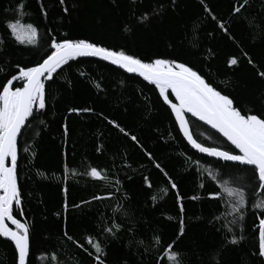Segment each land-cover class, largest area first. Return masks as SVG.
<instances>
[{
	"label": "trees",
	"instance_id": "trees-1",
	"mask_svg": "<svg viewBox=\"0 0 264 264\" xmlns=\"http://www.w3.org/2000/svg\"><path fill=\"white\" fill-rule=\"evenodd\" d=\"M21 2L25 13L21 22L39 27L41 45H46L49 35L57 40L87 38L124 48L145 62L156 58L188 62L216 83L229 81L226 91L251 114L264 113V79L258 76L264 70V0H248L241 14L232 9L243 0H176L174 6L170 0H65L67 14L59 0H0V38L5 41L0 45V84L18 74L17 65L36 66L51 51L47 46L20 45L8 34L5 24L17 18ZM161 4L164 12L154 16ZM142 13L152 19L138 23ZM220 22L229 27L235 42L217 27ZM242 51L256 66L244 60L239 67H228V59ZM69 65L54 76L55 83H46L48 106L43 113H34L19 142L23 212L18 218L30 225L35 264H96L88 236L101 242L107 253L105 264H166L157 258L173 241V251L181 254L183 264H262L264 258L257 253L264 212L253 205L264 193L256 189L253 194L257 181L250 180L251 167L217 162L192 149L158 89L142 78L94 59H76ZM22 84L17 81L14 86ZM72 108L92 111L77 114L69 111ZM109 121L135 135L142 147ZM190 126L198 142L224 143L192 118ZM196 161L212 168L218 179L214 182L202 173ZM157 162L162 170L154 167ZM92 167L102 169L111 183L87 175ZM169 178L182 199L170 187ZM225 181L246 193L244 220L235 226L230 224L231 200L221 187ZM113 192L112 199H92ZM211 193H218L219 199L209 198ZM19 211L14 208V214ZM181 219L183 236L178 235ZM113 223L120 227L115 237L103 231ZM228 227L243 235L240 244H227ZM65 231L84 247L67 240ZM17 258L10 240L0 237V264H16Z\"/></svg>",
	"mask_w": 264,
	"mask_h": 264
},
{
	"label": "snow or ice",
	"instance_id": "snow-or-ice-1",
	"mask_svg": "<svg viewBox=\"0 0 264 264\" xmlns=\"http://www.w3.org/2000/svg\"><path fill=\"white\" fill-rule=\"evenodd\" d=\"M59 3L64 6L63 12L67 14L70 9L65 0H59ZM170 3L174 6L176 0H170ZM247 5L248 0H243L242 3L235 4L232 11L234 14H241ZM72 7L74 8L75 5L73 4ZM23 9L24 4L21 2L17 6V18L14 21L6 22L5 28L8 34L20 45L47 46L51 51L42 58V62H37L36 66L19 67L17 65L18 74L12 75L5 83L0 84V237L7 238L14 243L18 256L16 264H35L37 259L36 254L32 252L30 225L27 221L22 222L18 218L23 212V195L18 178V161L21 151L19 142L24 132L30 127V118H34V113H43L48 106L46 83H55L54 76L64 66L69 65L70 61L80 57H97L108 61L127 73L138 74L144 81L154 85L158 89L161 101L174 114L179 131L192 149L204 154L205 157L214 158L217 162L250 166L253 173L250 180L257 181L255 188H253V194H255L256 189L264 193V113L251 114L238 97L226 91L230 84L229 81L216 83L211 79L210 74H202V70L196 69L194 65L189 66L188 62H178L175 59L165 58H156L151 62H145L144 59L129 53L124 48L108 47L87 38L73 39L65 36L57 40L55 36L49 35L46 45H41L40 42L43 37L39 27L34 26L32 23L25 24L21 22V17L25 15ZM164 10L165 6L163 4L158 5L153 15L159 16ZM205 12L211 15L213 20H216L211 9L207 6H205ZM42 14L47 15L46 12ZM151 19L152 17L147 13H142L137 17L140 24L147 23ZM217 27L235 42L234 37L229 33V27L224 22L218 23ZM4 43V39L0 38V45ZM244 60H247L250 65L256 66L249 53L242 51L239 56L228 59V67H239ZM258 76L264 79V70L259 71ZM17 81H23V84L14 86ZM69 111L79 114L81 112H91L92 109L72 108ZM191 118L210 126L223 139L224 143L207 144L198 142L191 131ZM109 123L124 135H130L115 121H109ZM68 132V126L65 124L64 135L67 136ZM130 138L142 147L135 135H130ZM23 151L26 153L29 149L25 147ZM146 155L150 160L153 159L151 153L146 152ZM195 166L202 173H207L212 181L215 182L218 179V173L212 168L205 167L199 161L195 162ZM154 167L161 169L158 162L155 163ZM68 171L65 168L66 175ZM87 175L93 179L111 183L102 169L92 167ZM224 175H231V173L225 172ZM145 181L147 186L151 187V184L147 182V177H145ZM169 181L170 187L176 190L178 195L177 184L171 178H169ZM119 184V180H116L117 191ZM221 187L232 204L231 214L233 219L230 224L233 226L238 225L239 222L244 220V210L247 207L246 193L240 188L228 186L227 181ZM64 191L67 193V188ZM161 191L164 195H167V189ZM114 195L115 192L108 196H93L92 199L95 201L112 199ZM209 198L219 199V194L211 193ZM152 199L155 201L157 197L153 196ZM178 199L182 198L178 195ZM191 199H196V197H191ZM83 203L87 204L89 201ZM75 206L80 207V205ZM253 206L264 212V198L255 202ZM65 207H67V204H65ZM14 208H19L20 211L14 214ZM180 209L182 212V204ZM103 231L115 237L116 233L120 231V227L118 224L113 223L110 227L105 226ZM226 231L230 234V238H226L227 244L238 245L244 239L243 235L238 236L236 234L233 227H228ZM258 231L257 254L259 257L264 258V219H260ZM184 233L185 225L181 219L178 235L183 236ZM64 235L67 240L72 241L78 248L84 247L83 244L69 236L67 231ZM159 242V238H157V243ZM86 243L94 249L96 264H105L104 257L107 256V253L101 246V242L98 239L94 240L92 236H88ZM175 243L173 241L168 244L164 248V255L157 259L166 261V264H183L180 258L181 254L173 251ZM89 255H92V253H89ZM39 259L43 260L44 257L41 256ZM52 259H55V257L53 256ZM262 264H264V260H262Z\"/></svg>",
	"mask_w": 264,
	"mask_h": 264
},
{
	"label": "water",
	"instance_id": "water-1",
	"mask_svg": "<svg viewBox=\"0 0 264 264\" xmlns=\"http://www.w3.org/2000/svg\"><path fill=\"white\" fill-rule=\"evenodd\" d=\"M77 59H94V60H98V61L103 62V63H105V64H107V65H109V66H111V67H113V68H116V69L122 71V72L125 73V74H128V75H131V76H136V77L142 78V77H140L138 74H130V73H127L125 70L120 69L118 66L112 65L110 62H108V61H104V60H101V59H99V58H97V57H80V58H77ZM142 79H143V78H142ZM192 119H194L195 121H197L195 118H192ZM197 122H199L200 124L204 125L203 122H200V121H197ZM204 126H206L207 128L211 129L210 126H207V125H204ZM211 130H212L213 132H215V130H213V129H211ZM216 134H217V133H216ZM10 242H11V241H10ZM11 243L14 245L13 242H11ZM14 247H15V246H14Z\"/></svg>",
	"mask_w": 264,
	"mask_h": 264
}]
</instances>
